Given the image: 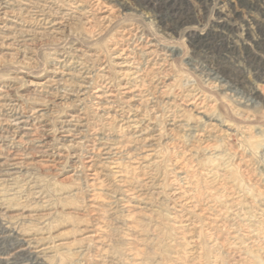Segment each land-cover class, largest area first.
Masks as SVG:
<instances>
[{"label":"rangeland","instance_id":"obj_1","mask_svg":"<svg viewBox=\"0 0 264 264\" xmlns=\"http://www.w3.org/2000/svg\"><path fill=\"white\" fill-rule=\"evenodd\" d=\"M0 264H264V0H0Z\"/></svg>","mask_w":264,"mask_h":264},{"label":"bare ground","instance_id":"obj_2","mask_svg":"<svg viewBox=\"0 0 264 264\" xmlns=\"http://www.w3.org/2000/svg\"><path fill=\"white\" fill-rule=\"evenodd\" d=\"M68 75H69V74H68ZM84 78H85V77H84ZM82 84H83V83H82ZM85 85H86V84H85ZM96 85H97V83H96ZM85 87H86V86H85ZM80 88H81V87H80ZM80 88H79V89H80ZM99 90H100V92H102V91H101V86H100V89H99ZM129 90H130V89H129ZM94 91H95V90H94ZM82 93H83V92H82ZM85 93H87V92H85ZM94 93H95V92H94ZM105 93H106V92H105ZM108 93H109V92H108ZM134 93H135V92H134ZM138 93H139V92H138ZM102 95H103V94H102ZM134 95H135V94H134ZM108 96H109V95H108ZM100 99H101V97H100ZM102 99H103V98H102ZM111 101H112V100H111ZM102 103H103V102H102ZM99 105H100V104H99ZM110 106H111V105H110ZM19 121H20V120H19ZM11 122H12V121H11ZM15 125H16V124H15ZM11 126H12V125H11ZM65 131H66V130H65ZM67 135H68V134H67ZM87 162H88V161H87Z\"/></svg>","mask_w":264,"mask_h":264}]
</instances>
